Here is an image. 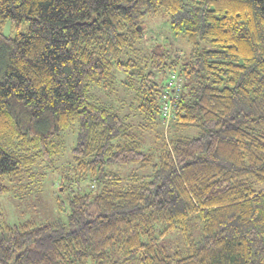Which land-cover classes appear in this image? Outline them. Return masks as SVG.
I'll return each instance as SVG.
<instances>
[{
    "label": "trees",
    "instance_id": "16d2710c",
    "mask_svg": "<svg viewBox=\"0 0 264 264\" xmlns=\"http://www.w3.org/2000/svg\"><path fill=\"white\" fill-rule=\"evenodd\" d=\"M46 169L67 221L0 211V264H264V0H0V194Z\"/></svg>",
    "mask_w": 264,
    "mask_h": 264
},
{
    "label": "rangeland",
    "instance_id": "374dc122",
    "mask_svg": "<svg viewBox=\"0 0 264 264\" xmlns=\"http://www.w3.org/2000/svg\"><path fill=\"white\" fill-rule=\"evenodd\" d=\"M145 24L144 35L147 47L154 43H161L171 50L185 49L188 45L180 36L174 35L169 27L166 17L161 15L156 17L145 16L143 18ZM23 29V28H22ZM3 32L6 35L12 34L9 30V24L5 23ZM190 132L195 135L196 131ZM66 144L63 154L60 156L57 165L65 166L71 159L70 148L75 141V129L69 126L65 131ZM148 145L145 144V148ZM119 174L128 172H144L145 169L137 168L136 165H109ZM59 179V173L53 169H46L44 174L37 180L32 181L29 185L27 181H23L26 188H18L12 186L9 192L0 194V211L3 213L8 223H18L27 219H33L36 222L60 220L67 221L69 212L67 204V191L60 192L56 195V181ZM58 200L63 201L62 209L58 207ZM167 245L171 250L182 248L183 242L178 230L167 235ZM165 238V239H166Z\"/></svg>",
    "mask_w": 264,
    "mask_h": 264
},
{
    "label": "built area",
    "instance_id": "2783aa9c",
    "mask_svg": "<svg viewBox=\"0 0 264 264\" xmlns=\"http://www.w3.org/2000/svg\"><path fill=\"white\" fill-rule=\"evenodd\" d=\"M181 85L182 80L178 73L174 70L170 71L163 82V89L159 95L160 112L164 121H168L174 115L173 108H175V101Z\"/></svg>",
    "mask_w": 264,
    "mask_h": 264
}]
</instances>
